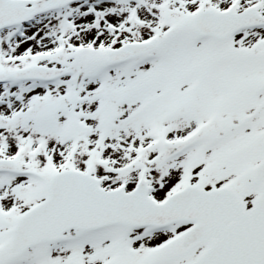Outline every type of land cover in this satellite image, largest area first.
Listing matches in <instances>:
<instances>
[{"label": "snow or ice", "instance_id": "6c2138e0", "mask_svg": "<svg viewBox=\"0 0 264 264\" xmlns=\"http://www.w3.org/2000/svg\"><path fill=\"white\" fill-rule=\"evenodd\" d=\"M0 264H264V0H0Z\"/></svg>", "mask_w": 264, "mask_h": 264}]
</instances>
